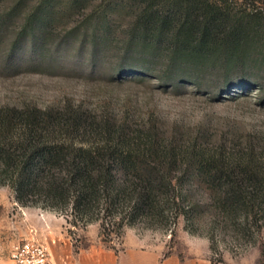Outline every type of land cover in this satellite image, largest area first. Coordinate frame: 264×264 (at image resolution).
I'll return each instance as SVG.
<instances>
[{
	"label": "rangeland",
	"instance_id": "374dc122",
	"mask_svg": "<svg viewBox=\"0 0 264 264\" xmlns=\"http://www.w3.org/2000/svg\"><path fill=\"white\" fill-rule=\"evenodd\" d=\"M36 1L24 0L0 22V108L66 107L158 140L222 143L225 151L247 146L264 154V26L249 32L247 59L226 74L219 62L178 71L167 67L164 51L127 49L131 10H118L110 0H84L68 15L53 16L44 31L26 30L8 56ZM229 1L237 12L258 10L264 19V0ZM14 2L0 0V13ZM203 205L191 224L195 232L178 216L166 226L138 223L102 236L97 222L72 225L65 212L22 205L0 184V264H13L12 245L29 238L46 246L49 264H264L260 221L241 235L220 217L210 225L213 210Z\"/></svg>",
	"mask_w": 264,
	"mask_h": 264
},
{
	"label": "trees",
	"instance_id": "16d2710c",
	"mask_svg": "<svg viewBox=\"0 0 264 264\" xmlns=\"http://www.w3.org/2000/svg\"><path fill=\"white\" fill-rule=\"evenodd\" d=\"M23 1L0 13V22ZM83 1L37 0L8 56L26 30L44 31L53 16L68 15ZM110 1L118 10H131L127 49L164 51L167 67L178 71L219 62L226 74L247 59L249 32L264 26L260 11L237 12L229 0ZM249 149L158 140L66 107L0 108V184L22 205L65 212L72 225L97 222L102 236L138 223L166 226L178 216L195 232L191 224L203 203L213 210L210 225L220 217L245 236L250 223L264 227V154Z\"/></svg>",
	"mask_w": 264,
	"mask_h": 264
},
{
	"label": "built area",
	"instance_id": "2783aa9c",
	"mask_svg": "<svg viewBox=\"0 0 264 264\" xmlns=\"http://www.w3.org/2000/svg\"><path fill=\"white\" fill-rule=\"evenodd\" d=\"M9 257L13 264H49L46 246L33 238L12 245Z\"/></svg>",
	"mask_w": 264,
	"mask_h": 264
}]
</instances>
